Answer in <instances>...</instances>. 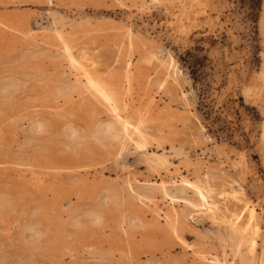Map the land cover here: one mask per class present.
Returning <instances> with one entry per match:
<instances>
[{
  "label": "rangeland",
  "instance_id": "obj_1",
  "mask_svg": "<svg viewBox=\"0 0 264 264\" xmlns=\"http://www.w3.org/2000/svg\"><path fill=\"white\" fill-rule=\"evenodd\" d=\"M147 2L144 5L146 8L143 9L139 7V0H0V20L3 23L0 24V79L4 76L14 77L19 82V90L17 89L11 98H0V105L2 104L0 106V193L16 205L14 211H7L5 216L0 217V246L3 245L0 247V264H22V262L23 264H33V262L34 264H199V261L194 259V254L199 252L200 255L203 251L207 260L213 261V264H223L224 258H230L226 250L213 240L205 238L207 232L212 230L209 219L196 218L185 225L179 223L182 226L177 224L173 231L164 224L166 220L163 217L151 216L141 202L128 198L129 181L134 188L142 182L157 183L161 176L148 166L140 151L129 147L130 149L118 152L114 143L85 136L97 121L105 120L109 116L106 109L96 103L93 96L84 92L79 96H73L69 101L58 98L54 102L52 97L50 98L51 92L46 91L50 87L49 90L56 89L52 94H57L74 83V78L68 75L67 61L63 58L61 45L54 37L51 28V12L73 20L76 27L66 33L65 37H68L70 42L73 39L71 43L76 46L73 48L76 55L90 53L89 56L92 55L93 60L96 58L94 64H97L87 69L89 68L90 72L93 69L91 73L96 72L98 77L105 79L104 81L110 75L109 79L116 77L120 79L125 76L127 64L125 55H133L131 64L136 62L137 53L138 56L142 54L143 57L150 58V64L145 63V67L148 71L151 69L149 72L153 74L152 79L155 78L154 71L159 70L161 64L165 63V58L171 55L179 72L177 85H169L161 91L151 86L149 94L145 96L142 95L141 90H136L137 85L133 84L130 90V86L122 83L121 90L131 93L122 102L129 107L123 117L134 121L137 108L144 109L145 106H150L149 115L142 114V119L145 121L143 130L147 139L151 141L148 151L162 153L164 149V153L168 155V146L173 144L185 149L192 161L202 157L203 161L208 163L205 164L212 168L214 176H217L215 177L217 180L214 179V195L220 187L219 183L223 182L220 180L221 177L233 182V188L239 187L244 199L249 198L259 213L257 252L259 253L262 246L264 247V139L262 138L264 84L260 77L261 73H264V0H147ZM6 26H15L22 32L10 31ZM129 40H134L132 41L134 47L140 46V50L134 48L133 51L127 52L126 46ZM22 44L26 47L24 48ZM83 48L86 51L83 52ZM120 56H123L126 62L122 58L121 61ZM154 63L161 64L157 67ZM29 79L33 81L30 82ZM38 82L41 84H33ZM60 85L62 88H55ZM246 85L255 89V97L242 95L241 88ZM94 106L99 108L95 109ZM158 111L162 112V117L166 119V126H159V122L154 121L153 117ZM16 115L18 116L15 117ZM66 115L67 118L62 120ZM11 116L14 119L8 122ZM41 119L46 121V131L34 134L29 130L30 124L34 120ZM67 122H72L80 134L84 135L76 143L66 144L63 140L60 130ZM39 137L41 140L38 139ZM170 154L169 161L180 167L179 159ZM240 156L245 157L246 163L239 168L233 166L231 168V163L237 161ZM77 167L80 168L76 169ZM180 170L182 175L194 176L191 169L186 171L181 166ZM30 173L37 178H44L43 187H37L36 180H30ZM83 178L88 180L91 178L89 182L93 191L88 189L84 191L86 193H81L75 189L74 183ZM134 179L138 181L133 182ZM110 189L118 192L117 203L110 200ZM188 191L184 195L185 198L189 201L194 200L195 197L193 194H188ZM97 196L104 197L105 200L103 198L101 201ZM103 202L104 206H102ZM61 203L63 206L66 204L63 207ZM100 204L104 216L100 224L84 227V230L83 227L75 229L70 226L71 217H82L86 211L100 209ZM70 209L76 211L72 212ZM69 218L70 220L67 221L66 219ZM13 220H16L15 227L10 225ZM121 221L123 223L120 224ZM32 223L47 230L37 240H29V242L26 240V242L19 233ZM132 224L136 226L133 227ZM164 225L167 228H164ZM62 229L67 231L66 234ZM69 232L71 234L68 235ZM42 240L46 241L40 242ZM87 246L89 249H86ZM36 252L39 254L37 255Z\"/></svg>",
  "mask_w": 264,
  "mask_h": 264
},
{
  "label": "bare ground",
  "instance_id": "obj_2",
  "mask_svg": "<svg viewBox=\"0 0 264 264\" xmlns=\"http://www.w3.org/2000/svg\"><path fill=\"white\" fill-rule=\"evenodd\" d=\"M121 1V0H118ZM140 4L139 7L141 8H146L144 7V5L146 4L147 0H139ZM149 1V0H148ZM153 1V0H152ZM148 3V2H147ZM8 7V6H7ZM168 9V8H167ZM4 10V9H3ZM51 17H52V23H51V28L54 34V37H56V39L59 41L60 45H61V50L63 52V58L66 59L67 61V71L69 72L68 75L72 76L74 78V83L70 84L68 87L62 89L59 91V93L57 92V94H52L54 92L53 89L49 90L47 89L46 91H50V98L52 97V99L54 100V102L58 99V98H62L63 100H71L73 98V96L75 95H80L84 92L88 93L89 95L93 96L94 100H96V103H99L101 106H103V108L106 109L107 113H108V117L105 120H99L97 121L92 129L89 131L88 135L86 134L85 136L87 138H92L95 140H101V141H107V143H114L117 145V151L118 152H122L125 151L127 148L132 147L131 149H134L135 151H140L141 154H143L146 159V163L148 164V166H150V168H152L155 172H157V174L160 177V181L157 183H152V184H142L141 185H135V187L133 188L132 182L129 181L128 183V191H129V199H136L137 201L141 202L145 209L147 210V212H149L151 214V216H155L156 218L158 217H163L164 220H166V222L164 223L166 226H168L169 229H172L174 231V228L177 224L181 223V224H186L189 223L190 221L193 222V220H196V218H207L209 219V222L212 226V230L207 232V235L205 236V238L211 239L213 240L215 243H217L220 247H222L223 250H226L227 255L230 257L229 259L224 258L223 260V264H264V247L262 246V249L260 250V252H257V246H258V234L260 231L259 228V223H258V211L255 208V205L249 201V198L247 200L244 199V195L241 191V189L238 187L233 188L232 187V183L231 181L226 180L224 177H221L220 180H222L223 182H220V187L218 188L216 192V194L214 195L213 190L215 187V180H217L214 176V173L212 172V168L210 166H207L208 163L203 161L202 157H197V159L195 161H192L189 157H188V153L187 151H185V149H183L180 146H175L173 144H169L168 148H169V154L170 152L172 154V156L177 157L179 159V164L182 166V168H184L186 171H188L189 169L192 170L194 176L193 177H188L187 175H182L181 174V166L179 167L177 164H174L172 162H170V156L168 157L167 154L164 153V149L162 153H157L155 151H148L149 145L151 144V141L147 139L146 134L144 133V119H142L143 115L146 113L149 115L150 113V106L149 107H144L141 108H137L135 110V118L134 121H129V119H126L123 117V114H125L126 112H128L129 107L125 106L122 102L125 99V97L127 95H130L128 92L126 91H122L121 88L122 87V83L125 84V86L127 85L128 87L130 86V90L131 88H133V84L137 85L136 90H141L142 91V95H148L150 90H151V86H155L156 89L158 91H161L165 88H167V86L169 85H177V77L179 75L178 69L176 68V64H175V60H173V58H171L169 55L165 58L166 61L165 63H160L161 67L159 70L154 71V76L155 78L152 79V73H150L149 71L151 70H147L146 69V65L145 63H149V59L145 58V56L143 57L142 54L138 53L136 54L138 57L136 62L131 64L130 60L131 57L133 55H125L127 56V64H126V73L125 76L123 75V77H121L119 79V77L117 78H112L108 79L109 81L106 82L108 79H106V81L103 80V78H100L95 74H92L87 67L92 66L94 64V60H96V58L93 60L92 55L89 56V54L87 55V53H83L80 55H76L74 53V46L71 42L69 41L68 37L66 38L65 35L66 33L70 32L73 28L76 27L75 23L73 22L72 19H69L67 17H63L61 15L56 14L55 12H51L50 13ZM4 18V17H3ZM8 18V17H7ZM81 19V18H80ZM84 19V18H83ZM17 21V20H16ZM11 23V22H10ZM0 24H3L0 20ZM24 24V22H23ZM8 27V26H6ZM40 28V27H39ZM8 29H10V31L16 32V33H20L22 32L20 29L16 28L15 26H9ZM30 29V28H29ZM33 29V28H32ZM46 29V28H45ZM85 29V28H84ZM44 30V29H43ZM27 31V30H26ZM41 31V30H40ZM45 32L47 31L44 30ZM51 31V30H50ZM84 31V30H83ZM129 31V30H128ZM38 32V31H37ZM87 32V31H86ZM85 32V33H86ZM81 33V31H80ZM13 35V34H12ZM17 35V34H16ZM22 35V34H21ZM33 35V34H32ZM85 35V34H84ZM5 36V35H4ZM23 36V35H22ZM31 36V35H30ZM100 36V35H98ZM106 36V35H104ZM103 36V37H104ZM130 35H128L129 37ZM25 37V35H24ZM80 37V36H79ZM82 37V36H81ZM131 37V36H130ZM22 38V37H21ZM76 38V37H74ZM85 38V37H83ZM138 39V37H136ZM5 39V37H4ZM26 39V38H24ZM46 39V38H45ZM78 39V37L76 38ZM74 39V40H76ZM129 39V38H128ZM132 39V38H131ZM153 39V38H152ZM22 40V39H21ZM33 40V39H32ZM31 40V41H32ZM136 41V39H134ZM134 40H132L134 42ZM151 40V39H150ZM149 40V41H150ZM130 41V42H129ZM128 41V45L126 46V51L127 52H131L134 50V43L129 40ZM3 42V41H2ZM77 45V42L74 41ZM81 42V39H80ZM27 43V41H26ZM33 43V42H32ZM82 43V42H81ZM137 44V41L135 42ZM79 44V41H78ZM84 44V43H83ZM82 44V45H83ZM23 45V44H22ZM27 45V44H25ZM85 45V44H84ZM24 46V45H23ZM22 46V47H23ZM49 46V45H47ZM80 46V44H79ZM26 46H24L25 48ZM76 47V46H75ZM78 47V46H77ZM81 48L83 46H80ZM140 47V46H139ZM137 48V50H140V48ZM15 47H13L14 49ZM17 48V47H16ZM55 48V47H53ZM57 48V47H56ZM124 49V47H122ZM121 48V49H122ZM135 48V49H136ZM23 49V48H22ZM59 49V48H58ZM59 49V50H60ZM15 50V49H14ZM54 50V49H53ZM78 50V49H77ZM82 50V49H81ZM147 50V49H146ZM83 52L86 51L82 50ZM80 51V53L82 52ZM125 51V50H124ZM12 52V51H11ZM58 53V51H56ZM61 52V51H60ZM93 52V51H92ZM135 53V52H134ZM143 53V51H142ZM150 53V52H149ZM148 53V54H149ZM59 54V53H58ZM133 54V53H131ZM145 54V52L143 53ZM169 54V53H168ZM94 55V54H93ZM151 55V54H150ZM149 55V56H150ZM22 56V55H21ZM58 56V55H57ZM61 56V55H60ZM95 56V55H94ZM97 56V55H96ZM148 56V57H149ZM98 57V56H97ZM147 57V55H146ZM123 60V56H120V60ZM19 59V57H18ZM134 59V58H133ZM164 59V60H165ZM115 60V59H114ZM119 60V58H118ZM121 60V61H122ZM125 61V60H123ZM151 61V60H150ZM119 62V61H118ZM126 62V61H125ZM28 63V62H27ZM99 63V62H98ZM13 64V63H12ZM97 64V63H95ZM94 64V65H95ZM100 64V63H99ZM156 64V63H154ZM153 64V66H154ZM160 64H156L157 67L160 66ZM31 65V64H28ZM122 65V64H121ZM121 65L119 67H121ZM155 65V66H156ZM37 66V65H36ZM98 66V65H97ZM151 66V65H150ZM149 66V67H150ZM11 66H9L8 68L10 69V71L12 70L10 68ZM16 67V66H15ZM26 67V65L24 66V68ZM28 68V67H27ZM31 68V67H29ZM33 68H35L33 66ZM42 68V67H40ZM39 68V69H40ZM125 68V66H124ZM152 68V67H151ZM14 69V68H13ZM37 70V68H35ZM95 69V68H94ZM123 69V68H121ZM149 69V68H148ZM154 69V68H153ZM158 69V68H157ZM35 70V72H36ZM43 70V69H42ZM112 70V69H110ZM117 70V68H116ZM65 71V72H67ZM15 72V71H14ZM29 72V71H28ZM28 72L26 74H28ZM34 72V74H35ZM121 72V70L119 71ZM259 72V71H258ZM19 73V71H18ZM25 72H23L24 75ZM29 73H33V72H29ZM38 72H36V75ZM17 74V71H16ZM22 74V73H21ZM25 74V76H26ZM102 74V73H101ZM116 74V73H114ZM14 75V74H13ZM40 75V74H39ZM254 75V74H253ZM18 76V75H17ZM35 76V75H34ZM43 76V75H42ZM49 76V75H48ZM52 76V75H51ZM117 76V74H116ZM30 77V76H29ZM36 77V76H35ZM47 77V76H46ZM45 77V78H46ZM102 77V76H101ZM261 80L264 84V73H261L260 75ZM22 78V77H21ZM24 78V76H23ZM43 78V77H42ZM68 79V77H66ZM256 78V77H254ZM26 79V78H25ZM33 79V77H32ZM39 79V77H38ZM64 79V78H63ZM66 79V81H67ZM31 79H29L30 81ZM40 80V79H39ZM254 80V79H253ZM258 80V79H257ZM22 81V80H21ZM20 81V82H21ZM33 81V80H32ZM30 81V82H32ZM46 81V80H45ZM26 84V81H24ZM58 82V81H57ZM22 83V82H21ZM53 83V81L51 82ZM28 84V83H27ZM32 84V83H30ZM29 84V85H30ZM33 84H41V83H33ZM56 84V83H54ZM63 84L65 85L66 83L63 82ZM180 84V83H179ZM250 84V83H249ZM44 85V83H43ZM48 85V84H47ZM248 85V84H247ZM244 86L242 90V95H246V96H250V95H254L256 94L252 88V86ZM34 86V85H33ZM66 86V85H65ZM63 86V87H65ZM255 86H256V82H255ZM19 82L18 79L14 78V77H6L4 76V78L0 79V98H11L12 94L14 92H16V90H19ZM23 86H21L22 88ZM57 87H61L60 86H56ZM135 87V86H134ZM257 87V86H256ZM54 88V87H53ZM62 88V87H61ZM126 88V87H125ZM170 88V87H169ZM182 88V87H181ZM173 89V88H171ZM25 90V89H24ZM28 90V89H27ZM59 89H57L58 91ZM181 90V89H180ZM155 91V90H153ZM165 91V90H164ZM18 92V91H17ZM21 92V90H20ZM24 92V91H23ZM133 92V91H132ZM137 92V91H136ZM139 92V91H138ZM181 92V91H180ZM22 93V92H21ZM28 93V92H26ZM46 93V92H44ZM43 93V96H44ZM141 93V92H140ZM157 93V92H155ZM259 93V92H258ZM262 93V92H261ZM264 93V92H263ZM20 94V93H19ZM47 94V93H46ZM136 95V94H135ZM186 95V94H185ZM184 95V96H185ZM151 96V94H150ZM14 97V96H13ZM12 97V98H13ZM46 97V96H45ZM158 97V96H157ZM255 97V95H254ZM258 97V96H256ZM25 98V97H24ZM28 98V97H27ZM163 98V97H162ZM181 98V97H180ZM184 98V97H183ZM186 98V97H185ZM1 99V100H2ZM26 99V98H25ZM24 99V101H25ZM43 99H46L43 97ZM128 99V98H127ZM135 99V98H134ZM187 99V98H186ZM13 100V99H12ZM29 100V99H26ZM31 100V99H30ZM181 100V99H180ZM263 100V98H262ZM4 101V100H3ZM18 101V100H17ZM148 101V100H147ZM188 101V100H186ZM259 101V99H258ZM19 102V101H18ZM30 102V101H29ZM81 102V101H80ZM132 102V101H131ZM16 103V102H14ZM26 103V101L24 102ZM28 103V102H27ZM57 103V102H56ZM90 103V100H89ZM125 103V101H124ZM133 103V102H132ZM147 103V102H146ZM180 103V102H179ZM187 103V102H186ZM5 104V103H4ZM7 104V103H6ZM18 104V103H17ZM30 105V103H28ZM27 104V105H28ZM44 104V103H43ZM87 104V103H86ZM85 104V105H86ZM175 104V103H174ZM15 105V104H13ZM12 105V106H13ZM28 105V106H29ZM45 105V104H44ZM78 105V104H77ZM2 106V104L0 105ZM32 106V105H31ZM55 106V104L53 105ZM73 106V105H71ZM175 106V105H174ZM48 108H50V106H47ZM95 109L99 108V106H94ZM97 107V108H96ZM188 107V106H187ZM4 108V107H3ZM18 108V107H17ZM16 108V109H17ZM43 108V107H42ZM52 108V107H51ZM183 108V107H182ZM185 108V106H184ZM53 109V108H52ZM56 109V108H55ZM73 109V108H71ZM102 109V108H101ZM262 109V108H261ZM4 109H2L3 111ZM25 110V109H23ZM48 110V109H47ZM67 110V109H66ZM103 110V109H102ZM27 111V110H25ZM24 111V112H25ZM155 111V109H154ZM189 111V110H188ZM14 112V110H13ZM23 112V111H22ZM186 112V111H185ZM5 113V112H4ZM3 113V114H4ZM20 113V112H18ZM17 113V114H18ZM59 113V112H58ZM73 113V112H72ZM81 113V112H80ZM187 113V112H186ZM82 114V113H81ZM131 114V113H130ZM143 114V115H142ZM165 114V113H164ZM19 115V114H18ZM18 115H16L15 117H17ZM78 115V114H77ZM190 115V113L188 114ZM194 115V114H193ZM56 116V115H55ZM147 116V115H146ZM167 116V115H166ZM22 117V116H21ZM30 117V116H29ZM58 117V116H57ZM75 117V116H74ZM79 118V116H77ZM90 117V116H89ZM184 117V116H183ZM59 118V117H58ZM67 115L65 118L66 119ZM94 119V117H92ZM91 118V119H92ZM96 118V117H95ZM197 118V117H196ZM14 119V117H10L8 119V122H11ZM16 119V118H15ZM35 119V118H34ZM90 119V120H91ZM155 122H159V126H166V119H164V117H162V112L158 111L157 113H155V116L153 117ZM195 119V118H194ZM28 120V119H27ZM26 120V121H27ZM196 120V119H195ZM25 121V119H24ZM67 121V120H66ZM93 121V120H92ZM4 122V121H3ZM29 122V121H28ZM83 122V121H82ZM183 123V122H182ZM198 123V121H197ZM5 124V123H4ZM9 124V123H8ZM8 124H6V126H9ZM30 124V123H29ZM26 125V123L24 124ZM183 125V124H182ZM201 125V124H200ZM46 121L41 119V120H34L31 124H30V128L29 130L31 132H33L34 134H38L41 132L46 131ZM19 127V126H18ZM27 127L28 124H27ZM198 127V126H197ZM22 125H21V129H22ZM25 128V127H24ZM48 128H50L48 126ZM153 128V126H152ZM203 128V127H202ZM200 128V129H202ZM19 131L20 128H18ZM51 129V128H50ZM149 130V128H147ZM28 130V129H26ZM28 130V131H29ZM199 130V128L197 129ZM11 131V129H10ZM51 131V130H50ZM86 131V130H85ZM88 131V130H87ZM262 138L264 139V120L262 122ZM197 132V131H196ZM18 133V132H17ZM23 133V132H22ZM26 133V132H24ZM28 133V132H27ZM60 133L62 134L63 140L66 144H72V143H76L77 141L81 140V138L84 137V135H81L79 130L76 128V126L72 123V122H67L65 124H63L61 126V130ZM181 133V132H180ZM30 135V133H28ZM16 135V134H15ZM22 135V134H21ZM33 135V134H32ZM53 135V134H52ZM4 136V135H2ZM25 136V135H24ZM47 136V135H46ZM89 136V137H88ZM153 136V135H152ZM166 136V135H165ZM183 136V135H182ZM196 136H198L196 134ZM261 136V135H260ZM157 137V136H156ZM18 138V137H17ZM32 138V137H31ZM36 138V137H35ZM48 138V136H47ZM50 138V137H49ZM59 138V137H58ZM160 138V137H159ZM165 138V137H164ZM163 138V139H164ZM173 138V137H171ZM170 138V139H171ZM19 139V138H18ZM29 139V138H24ZM37 139V138H36ZM40 139V137L38 138ZM45 139V138H44ZM62 139V138H61ZM60 139V140H61ZM161 139V138H160ZM166 139V138H165ZM164 139V140H165ZM175 139V138H174ZM173 139V140H174ZM196 139V138H195ZM194 139V140H195ZM208 139V138H205ZM261 139V137H260ZM34 140V139H32ZM41 140V139H40ZM154 140V139H153ZM173 140H171L173 142ZM176 140V139H175ZM181 140V139H180ZM262 140V139H261ZM35 141V140H34ZM38 141V140H37ZM45 143V140H43ZM93 141V140H92ZM100 141V142H101ZM161 141V140H160ZM178 141V140H177ZM201 141V140H199ZM17 142V139H16ZM40 142V141H39ZM59 142V140H58ZM158 142V141H156ZM168 142V139H167ZM194 142V141H193ZM198 142V141H197ZM2 143V142H1ZM35 143V142H34ZM33 143V144H34ZM79 143V142H78ZM163 143V142H162ZM177 143V142H176ZM175 143V144H176ZM201 143V142H200ZM12 144V143H11ZM14 144V142H13ZM154 144V143H153ZM159 144V143H158ZM15 145V144H14ZM64 145V144H62ZM155 145V144H154ZM20 146V145H19ZM49 146V145H48ZM71 147V145H69ZM87 146V145H86ZM161 146V145H160ZM14 147V146H13ZM73 147V146H72ZM263 147V146H262ZM3 148V147H2ZM16 148V147H15ZM156 148V147H155ZM162 148V147H161ZM203 148V147H202ZM41 149V148H40ZM80 149V148H79ZM78 149V151H79ZM130 149V148H129ZM128 149V150H129ZM154 149V148H153ZM165 149H166V145H165ZM3 150V149H1ZM91 150V149H90ZM151 150V149H150ZM162 150V149H160ZM223 150V149H222ZM8 151V150H7ZM77 151V150H76ZM17 152V151H16ZM15 152V153H16ZM47 152V151H46ZM208 152V151H207ZM220 152V151H219ZM14 153V152H13ZM56 153V152H55ZM221 153V152H220ZM20 154V153H19ZM18 154V155H19ZM121 154V153H120ZM217 154V153H216ZM16 155V154H15ZM24 155V154H23ZM22 155V156H23ZM128 156V154H126ZM132 155V154H131ZM140 155V154H139ZM207 155V154H206ZM27 156V155H25ZM65 156V155H64ZM118 156V155H116ZM123 156V155H122ZM141 156V155H140ZM223 156V155H222ZM142 157V158H143ZM19 158V157H18ZM58 158V156H57ZM114 158V157H113ZM141 158V157H139ZM192 158V157H191ZM245 158V157H244ZM242 156H240L238 158L237 161H234L233 163H231V168L233 167H241L243 164H245V160ZM36 159V158H35ZM144 159V158H143ZM206 159V158H205ZM114 160V159H113ZM112 160V161H113ZM230 161V160H229ZM142 162H144L142 160ZM226 162V160L224 161ZM113 163V162H112ZM141 163V161H140ZM207 165H206V164ZM145 164V162H144ZM220 164V163H219ZM10 165V163H9ZM12 165V164H11ZM217 165V164H216ZM221 165V164H220ZM219 165V166H220ZM5 166V165H4ZM96 166V165H94ZM93 166V167H94ZM98 166V165H97ZM49 167V166H48ZM214 167V166H213ZM227 167V166H226ZM31 168V167H30ZM70 168V167H69ZM68 168V169H69ZM80 167H77L76 169H79ZM84 168V167H83ZM87 168V167H86ZM85 168V171H86ZM215 168V167H214ZM213 168V169H214ZM217 168V167H216ZM220 168V167H219ZM49 169V168H48ZM61 169V168H60ZM67 169V170H68ZM92 169V168H91ZM225 169V167L223 168ZM47 170V169H46ZM72 170V169H70ZM89 170V169H88ZM87 170V171H88ZM95 170V169H93ZM221 170V169H220ZM222 171V170H221ZM17 172V171H16ZM19 172V171H18ZM22 172V171H21ZM57 172V171H56ZM15 173V172H13ZM53 173V172H52ZM77 174H80V172H75ZM83 173V172H82ZM222 173V172H221ZM17 174V173H16ZM51 174V173H50ZM59 175V174H57ZM89 175V174H88ZM100 175V174H99ZM134 175V174H133ZM55 176V175H54ZM61 176V175H60ZM87 176V174H86ZM103 176V175H102ZM223 176V175H222ZM62 177V176H61ZM96 177V176H95ZM100 177V176H99ZM30 180L33 179L36 180V184L37 187H43L44 183V178L42 177H35L33 173H30ZM36 178V179H35ZM58 178V177H57ZM136 178V177H135ZM148 178V177H147ZM91 179V178H90ZM89 179V180H90ZM215 179V180H214ZM229 179V178H228ZM258 179V178H257ZM48 180V179H47ZM64 180V179H63ZM88 178L85 179H80L77 182L74 183L75 189L78 190L81 193H86L84 191H88V189H91L92 191L94 190L92 187L91 182H89ZM94 180V179H93ZM107 180V179H106ZM133 180V179H132ZM153 180V179H151ZM101 181V180H100ZM136 179H134L133 182H135ZM138 181V180H137ZM136 181V182H137ZM141 181V180H140ZM234 181V179H233ZM123 182V181H122ZM145 182V181H144ZM35 183V182H34ZM118 184V182H117ZM126 184V183H125ZM96 185V183H95ZM15 186V185H14ZM36 186V185H35ZM97 186V185H96ZM218 186V185H217ZM7 187V186H6ZM36 187V188H37ZM8 188V187H7ZM29 188V187H28ZM216 188V189H217ZM21 189V188H20ZM120 189V188H119ZM16 190V189H15ZM22 190V189H21ZM33 190V189H32ZM122 190V189H121ZM189 190L191 191V193L188 194H193V196L195 197L194 200H187L185 198V194L186 191ZM3 191V189H2ZM77 191V192H78ZM6 192V191H5ZM18 192V191H17ZM28 192V191H27ZM108 192V191H107ZM30 193V192H29ZM5 194V193H4ZM17 194V193H16ZM21 194V193H20ZM110 194V195H109ZM109 198L112 202H118L119 201V194L115 189H110L109 190ZM127 194V193H126ZM9 195V194H8ZM23 195V194H22ZM72 196V195H71ZM75 196V195H74ZM73 196V197H74ZM189 196V195H188ZM247 196V195H246ZM101 199V196H97ZM190 197V196H189ZM18 198V197H17ZM99 198L98 202H99ZM29 199V198H28ZM43 199V198H42ZM21 200V198H20ZM105 200V198H104ZM34 201V200H33ZM61 201V200H60ZM96 201V200H95ZM102 201V200H101ZM107 201V200H106ZM110 201V202H111ZM181 201V203H180ZM30 204V203H29ZM62 204V203H61ZM66 204V203H65ZM64 204V206H65ZM103 204V205H102ZM100 204V209H92L89 211H86V213H84V215L82 217L80 216H73L71 217V221L70 222V226L78 229L80 227H84L87 228V226H92V225H98L100 224L103 219V213L101 210V205L104 206V202ZM148 204V205H147ZM150 204V205H149ZM180 204H182V208H180ZM111 205V203H110ZM113 205V204H112ZM142 205V206H143ZM16 205L13 202H10L9 200H7L5 198V196L0 193V217L1 216H5L7 211H14V207ZM61 206V205H60ZM59 206V207H60ZM63 206V204H62ZM61 206V207H62ZM63 206V207H64ZM70 206V205H69ZM82 206V205H81ZM152 206V207H151ZM180 206V207H179ZM96 207V206H95ZM115 207V206H113ZM117 207V206H116ZM26 208V207H25ZM42 208V207H41ZM45 208V207H44ZM43 208V209H44ZM83 208V206H82ZM59 209V208H57ZM103 209V208H102ZM149 209V210H148ZM260 209V208H259ZM18 210V209H17ZM34 210V209H33ZM53 210V209H51ZM56 210V209H55ZM261 210V209H260ZM22 211V210H21ZM27 211V210H26ZM32 210H30V214L32 215L33 213L31 212ZM44 211V210H43ZM69 211V210H68ZM70 211H72L70 209ZM74 211V210H73ZM72 211V212H73ZM76 211V210H75ZM74 211V212H75ZM78 211V210H77ZM16 212V211H15ZM18 212V211H17ZM46 212V211H45ZM58 212V211H57ZM83 212V211H82ZM81 212V213H82ZM143 212V211H142ZM23 213V212H21ZM25 213V212H24ZM60 214V213H59ZM83 214V213H82ZM143 214V213H140ZM57 215V214H56ZM30 216V215H29ZM46 216V215H45ZM123 216V215H122ZM139 216V215H138ZM141 216V215H140ZM144 216V215H143ZM35 217V216H34ZM52 217V215H51ZM131 217V216H130ZM145 217V216H144ZM134 218V217H133ZM132 218V219H133ZM155 218V219H156ZM19 219V218H18ZM31 219V218H30ZM56 219V216H55ZM60 219V218H59ZM62 219V218H61ZM127 219V218H126ZM131 219V220H132ZM264 219V218H263ZM17 220V219H16ZM16 220H13L11 222L10 225L14 226L16 224ZM47 220V219H46ZM51 220V219H50ZM67 221L70 220L66 219ZM134 220V219H133ZM150 220V219H149ZM163 220V219H162ZM18 221V220H17ZM44 221V220H43ZM54 221V220H53ZM118 221V220H117ZM123 221V220H122ZM120 222L123 223V222ZM156 221V220H155ZM199 220H197L198 222ZM6 222V221H5ZM32 222V221H31ZM58 222V221H57ZM63 222V221H62ZM65 222V220H64ZM63 222V223H64ZM128 222V221H127ZM134 221H132L133 223ZM152 222V221H151ZM37 223V222H36ZM30 224L27 227L23 228L20 236L22 238V240H37L43 233L44 231L47 230V228H45V230L40 227L37 226V224ZM39 223V222H38ZM68 223V222H67ZM126 223V222H125ZM136 223V222H135ZM154 223V222H153ZM45 224V223H44ZM131 224V223H130ZM179 224V226L181 225ZM6 226V224H4ZM63 225V224H62ZM129 225V224H128ZM126 225V227L128 226ZM133 227H135L136 225L132 224ZM132 225H130L132 227ZM155 225V224H154ZM164 228H167L165 227ZM261 225V224H260ZM264 225V223H263ZM19 226V225H18ZM129 226V227H130ZM182 226V225H181ZM189 226V225H188ZM187 226V227H188ZM195 226V225H194ZM15 227V226H14ZM56 227V226H55ZM66 227V226H65ZM69 227V226H68ZM130 227V228H131ZM184 227V226H183ZM186 227V226H185ZM191 227V226H190ZM89 228V227H88ZM122 227H120L121 229ZM263 228V227H261ZM1 229V228H0ZM12 229V228H11ZM14 229V228H13ZM56 229V228H55ZM59 229V227H58ZM71 229V228H70ZM69 229V230H70ZM74 229V230H75ZM104 229V228H103ZM113 229V228H110ZM126 228H124L125 230ZM132 229V228H131ZM130 229V230H131ZM178 229V228H177ZM175 229V230H177ZM180 229V228H179ZM182 229V227H181ZM180 229V231H181ZM63 230V229H62ZM71 230V231H74ZM102 230V229H100ZM184 230V229H183ZM5 231V230H4ZM64 231V230H63ZM65 232V231H64ZM67 232V231H66ZM65 232V234H66ZM82 232V231H81ZM90 232V231H89ZM179 232V231H178ZM196 232V231H195ZM205 232V230H204ZM53 233V232H52ZM55 233V232H54ZM104 233V232H103ZM130 233V232H129ZM197 233V232H196ZM203 233V232H202ZM200 233V234H202ZM71 234V232L68 233V235ZM102 234V233H101ZM49 235V234H48ZM81 235V234H80ZM174 234H172L173 236ZM262 235V233H261ZM260 235V237H261ZM12 236V235H11ZM47 236V234H46ZM51 236V235H50ZM67 236V235H66ZM64 236V238L66 237ZM72 236V235H71ZM113 236V235H112ZM111 236V237H112ZM198 236V235H197ZM196 236V237H197ZM45 237V236H44ZM58 237V236H57ZM56 237V238H57ZM171 237V236H170ZM8 238V236H7ZM10 238V237H9ZM12 238V237H11ZM42 238V237H41ZM51 238V237H50ZM67 238V237H66ZM70 238V237H69ZM116 238V237H115ZM114 238V239H115ZM162 238V237H161ZM180 238V237H179ZM264 238V236H263ZM46 239L48 240V237H46ZM53 239V238H52ZM119 239V238H118ZM158 239V238H157ZM198 239V238H197ZM261 239V238H260ZM9 240V239H8ZM159 240V239H158ZM157 240V241H158ZM161 240V239H160ZM172 240V239H171ZM179 240V239H178ZM182 240V239H181ZM180 240V243H181ZM201 240V238H200ZM6 241V240H5ZM10 241V240H9ZM15 241V240H14ZM46 240H42L40 242H43ZM64 241V239H63ZM76 241V240H75ZM154 241V240H153ZM206 241V240H205ZM260 241V240H259ZM12 242V241H11ZM27 242V241H26ZM32 242V241H31ZM38 241V243H40ZM172 242V241H171ZM179 242V241H178ZM10 243V242H9ZM13 243V242H12ZM23 243V242H22ZM46 243V242H44ZM48 243V241H47ZM46 243V244H47ZM54 243V242H53ZM62 243V241L60 242ZM155 243V242H154ZM162 242H160L161 244ZM166 243V242H165ZM173 243V242H172ZM203 243V242H202ZM208 243V242H207ZM205 243V244H207ZM213 243V242H211ZM16 244V242H15ZM260 244V243H259ZM12 245V244H11ZM45 245V244H44ZM51 245V244H50ZM71 245V244H70ZM124 245V244H123ZM172 245V244H171ZM204 245V244H203ZM211 245V244H210ZM209 245V246H210ZM213 245V244H212ZM3 246V245H1ZM0 246V247H1ZM15 246V245H14ZM17 246V245H16ZM27 246V245H26ZM34 246V245H32ZM37 246V245H35ZM47 246V245H45ZM66 246V244H65ZM183 246V245H180ZM215 246V245H214ZM213 246V247H214ZM48 247V246H47ZM57 247V246H55ZM63 247V246H61ZM92 247V246H91ZM97 247V246H96ZM94 246V248H96ZM163 247V246H162ZM170 247V246H169ZM168 247V248H169ZM212 247V249H213ZM84 248V247H83ZM117 248V247H116ZM148 248V247H147ZM48 250V248H45ZM43 249V250H45ZM54 249V248H52ZM51 249V250H52ZM86 249H89V247L87 246ZM93 249V248H92ZM90 249V250H92ZM122 249V248H121ZM60 250V249H59ZM62 250V249H61ZM125 250V249H123ZM173 250V249H172ZM205 250V249H204ZM37 251V249H36ZM55 251V250H54ZM169 252V251H168ZM31 255H32V251H30ZM37 253V252H36ZM51 253V252H50ZM55 253V252H54ZM53 253V255H54ZM204 253V251H203ZM203 253H201L199 255V252H196L194 254V259L199 261V264H213V261H208L206 255H204ZM39 253H37L38 255ZM144 254V253H143ZM206 254V253H205ZM30 255V256H31ZM94 255V254H93ZM149 255V254H148ZM157 255V254H156ZM23 256V255H22ZM20 256V257H22ZM25 257V256H24ZM28 258V256H26ZM92 257V254H91ZM152 257V256H151ZM2 259V258H1ZM168 259V258H167ZM171 259V258H170ZM174 259V258H173ZM22 260V259H21ZM177 260V259H176ZM25 261V260H24ZM33 261V260H32ZM170 261V260H169ZM1 262V261H0ZM30 262V261H29ZM174 262V261H173ZM180 262V261H179ZM47 263V262H46ZM181 263V262H180ZM23 264V262H22ZM28 264V263H27ZM34 264V262H33ZM169 264V263H167ZM175 264V263H173Z\"/></svg>",
  "mask_w": 264,
  "mask_h": 264
}]
</instances>
